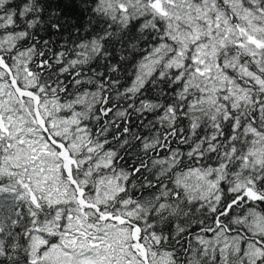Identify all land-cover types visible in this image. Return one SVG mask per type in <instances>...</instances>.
Wrapping results in <instances>:
<instances>
[{
    "label": "snow or ice",
    "instance_id": "obj_1",
    "mask_svg": "<svg viewBox=\"0 0 264 264\" xmlns=\"http://www.w3.org/2000/svg\"><path fill=\"white\" fill-rule=\"evenodd\" d=\"M0 264H264V0H0Z\"/></svg>",
    "mask_w": 264,
    "mask_h": 264
}]
</instances>
